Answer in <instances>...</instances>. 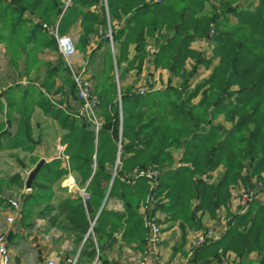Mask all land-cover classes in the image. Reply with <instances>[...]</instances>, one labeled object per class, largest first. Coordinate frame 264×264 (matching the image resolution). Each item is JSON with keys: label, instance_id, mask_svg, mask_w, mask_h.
<instances>
[{"label": "trees", "instance_id": "trees-1", "mask_svg": "<svg viewBox=\"0 0 264 264\" xmlns=\"http://www.w3.org/2000/svg\"><path fill=\"white\" fill-rule=\"evenodd\" d=\"M239 1L222 0L219 9L206 13L208 0H70L66 8L62 0H0V43L11 53L12 64L18 62L20 55L24 56L26 71L34 70L36 51L57 47L49 27L59 19L57 34L62 35L79 14L76 6L99 7L97 14H82L81 44L90 33H96L84 22H96L108 44L105 29L109 19L117 71L122 61L126 63L119 79L133 68L141 71L145 60L152 71L167 69L174 76L189 58L207 68L212 66L209 75L192 90L182 84L139 95L118 89L110 64L102 86L93 88L99 101L97 131L92 123L75 116L78 108L72 113L51 108L44 93L34 87L22 97L16 96L14 89L1 93L10 108L19 103L29 105L21 110L23 120L29 119L30 106L35 104L46 107L49 116L61 117L62 127L67 131L62 138L66 144L64 154L70 170L77 174V185L89 181L86 193L92 210L96 212L108 191V198L119 199L126 212L119 215L102 209L91 229L93 215L86 216L80 196L64 199L54 207L52 186L68 173L61 168V161L54 159L42 165L30 193L20 200L21 225L29 224L33 218L46 220L49 227L71 235L75 244L82 243L79 258H92L96 244L110 239L124 216L129 228L122 234V240L137 247L147 243L138 208L150 194L153 199L147 209L150 204L153 209L147 210V215L160 212L167 215L166 221H180L198 230L201 227L198 212L214 216L216 208L227 205L231 186L264 173V0H242L249 4L247 8L232 6ZM25 11L37 14L40 20L26 31L24 26L29 20L22 18ZM113 21L123 25L115 28ZM162 32L169 34L158 42L157 37H165ZM13 37L23 40L14 41ZM202 39L213 45L211 57L191 49L193 42ZM148 40L156 45L152 59H147ZM130 45L135 50L128 59ZM215 58L217 62L213 65ZM72 93L79 107L75 86ZM198 96V102L192 103ZM1 107L0 102V110ZM220 116L231 124L229 129L214 122ZM2 126L0 121V130ZM18 133H2V137L8 138L0 140V149L23 145L29 149ZM171 148H181L178 166H174L167 151ZM148 168L159 172L152 190L146 178L132 181L135 169ZM218 168L223 172L217 184L203 180L210 179ZM260 183L259 193L264 195V178ZM14 186L24 187L20 174L0 178V192ZM192 200L198 204L196 210L192 208ZM7 206L0 199V208ZM229 252L240 257L241 264H264V203L252 199L244 212L233 214L219 239L197 248L189 260L195 264H221ZM252 253L257 262L248 261Z\"/></svg>", "mask_w": 264, "mask_h": 264}, {"label": "crops", "instance_id": "crops-1", "mask_svg": "<svg viewBox=\"0 0 264 264\" xmlns=\"http://www.w3.org/2000/svg\"><path fill=\"white\" fill-rule=\"evenodd\" d=\"M69 1L70 0L67 1L66 5L64 4L65 8L69 5ZM76 9L77 13H79L78 16L68 29L62 33V35L71 36L76 44V52L68 60L63 59L59 55L57 47L55 49L43 47L36 51V63L34 70L26 71L22 62L24 56L20 55L18 62L15 65L12 64L9 61L11 53L7 52L5 44L0 43V58L3 60V67L0 69V82L3 84L0 86V102L2 103L0 121L3 124L0 130V140H2V138L3 140L8 138L7 136L2 137V133L4 132H9L11 135H15V133L19 132L18 137L27 141V145L30 147L28 149L26 148V145H23L15 147L8 146L0 149V178L5 179L6 177H10L14 174H19L20 171H24L25 169H28V172H30L41 159H43L45 163L54 159H59L61 161V168L66 169L68 173L52 186V205L54 207H57L64 199H73L80 196L79 191L82 189L86 191L89 184V181H87V183L83 186L77 185V174L69 168L67 156L64 154L66 144L62 141V138L67 131L62 127L61 117L57 119L53 116H49L46 113V107H41L40 105L35 104L30 106L29 119L23 120L21 110H23L28 104L19 103L18 106L10 108L9 104L5 100V97L1 96V93H6L7 91L14 89L16 96L22 97V95L30 87H34L37 91L44 93L47 102L51 103V105H49L51 108L59 109L63 113H72L78 103L72 93L74 83L69 67L74 70L84 68L83 70L86 71L92 87L94 88L96 85L98 87L102 86L103 76L106 74L105 71H107V67L112 64L115 83L117 84L118 89L122 90V92L130 90L133 91V88L136 87L139 74L144 75L145 72L153 74L154 72L152 71L150 64L147 62L146 65L144 62L141 71L138 72L137 69L133 68L128 72L123 73L124 75L119 79L118 75L119 73L121 75L122 72H124L121 70L126 68V63L122 61L120 64V71H117L114 60L113 43L110 35L109 19L106 26L107 29H105L107 35L110 36H108V44L104 41V37H102L103 35L99 33L100 28L97 26L96 22L94 24L84 22L88 29L92 31L95 30L96 33H90L86 38L85 43L81 44L84 34V25L81 24L82 14L85 12L97 14L99 7L92 6L85 8L76 6ZM22 18L29 20V22L24 26L25 31L30 25L40 22L38 15L29 11H25ZM58 24L59 19L50 25V34L53 30H56L57 32ZM122 25L123 23L119 24L115 21L112 22V26L115 28H121ZM21 38L22 37H13L14 41H22L23 39ZM30 47L31 46L29 45L27 49ZM134 50L135 46L130 45L127 54L128 59L132 58ZM15 57L17 58V56ZM21 124H23L22 131L20 129ZM24 130L25 133L23 132ZM167 151H169L174 161V166H178L181 156V148H171ZM219 170L221 171L220 173ZM11 171L17 173L12 174ZM216 172H218V177L222 174L223 169L218 168L210 174V179L203 180L209 184H217L219 181L215 178ZM110 185L111 182L109 183L108 188H110ZM239 186L242 187V184H239ZM8 189L9 188H4L2 192ZM230 193L231 197L227 205L216 208L214 215L223 216V213L225 212H231L232 214L235 213V209L237 207V200L234 198L235 191L231 189ZM107 194L96 212L92 210L91 206L90 208L93 211L92 214H87L85 210L87 217L93 215V220L96 221L102 209L118 213L119 215H126L123 203L117 198H108ZM143 205L144 203L140 204L138 208V213L142 216L147 210L153 209V204H150L149 209L146 208V210L143 209ZM192 206L193 210H196L198 207L196 200H194ZM11 212L12 211H9L6 207L0 208V224L2 221L5 223V218L10 216ZM208 214L209 213L207 212H198L196 216L200 219L201 223H204L203 220L206 217L209 218V215H211ZM151 217L155 218L160 227V242L156 247L149 246L147 243L144 244L143 247H137L134 243L128 244L124 242L121 238L122 234L129 228V224L125 222L127 217L124 216L120 222L118 231L113 232L110 239L104 238L96 244L95 254L92 258L85 256L79 258L78 255L81 250L82 243L75 244L71 235L67 236L57 228L49 227L46 220L35 218L34 220L37 223L34 228H30L28 226L26 228L22 227L11 231L10 235L7 234L10 252L9 264H43L47 259H55L58 264H72L73 262L74 264H91L95 261L99 262V264H106L126 262L139 258L144 264H158L160 258L162 259V263L165 261L166 252L171 249L174 251L180 249L187 250V243L183 244L182 247H180L179 244L176 245L177 225L174 224V222L166 221V214L155 212L151 215ZM225 230L221 233V235L225 232ZM89 232H91V230ZM91 234L93 241H95V236L93 233ZM24 236H27V239H24ZM32 238L35 240L34 242L31 241ZM17 240L20 242L15 243ZM33 243L34 246H37L39 243L45 244V252H42V255L38 256L39 258L37 255L36 258L33 257ZM15 250L22 251L21 256L18 259L15 257ZM38 259H41V261ZM18 261L19 263H17Z\"/></svg>", "mask_w": 264, "mask_h": 264}, {"label": "rangeland", "instance_id": "rangeland-1", "mask_svg": "<svg viewBox=\"0 0 264 264\" xmlns=\"http://www.w3.org/2000/svg\"><path fill=\"white\" fill-rule=\"evenodd\" d=\"M221 1L222 0H208L205 12L209 13L210 11H212L214 9H219V5H220ZM235 5H239L243 8H247L249 4L247 2H244L241 0L237 4L234 3L232 6H235ZM161 34L165 35V37L163 39H161L160 37H157L158 42L161 40L162 41L165 40L167 38L169 32H166V33L162 32ZM148 42L149 43L147 46V52H148L149 56L147 57V59H152L156 53V45L154 44V41L148 40ZM212 48H213V45L211 43L207 42L205 39L193 42L191 44V49L195 50L198 53H201V52L204 53L206 55V57H211V49ZM216 62H217V59L215 58L213 61V65L216 64ZM145 64L147 65V60H145ZM2 67H3V60L0 58V69ZM83 69L84 68H81L80 70H74L71 67H69V71H82ZM211 69H212V66H209L207 68V67L201 65L200 63H198L197 61H195V59L189 58L186 61V63L184 64V68L182 70H180L179 74L176 76L173 75L172 71H169L167 69H161V68L153 70L154 71L153 74H148L146 72L144 73V75L139 74L138 79H137V84H136V87L133 88V92L138 90V88H145L146 87L148 89V91H151V90L153 91V90H160V89H164V88L166 89V88L179 87L182 84H186L187 88H189L188 90H192L195 88V86L198 83H200L203 79H205L209 75ZM1 85H3L2 82H0V86ZM185 95H186V93H185ZM199 98H200V96L193 99L192 103H197ZM76 108H78V104H77ZM214 122L215 123H217V122L221 123L226 129H229L230 125H231L229 122H225L222 116H220L219 118L214 120ZM248 165H249V162L246 161L245 166L247 168L245 171L248 170ZM135 170H137V169H135ZM220 172L221 171L219 170V173ZM11 173L13 174V173H17V172L11 171ZM28 173H29L28 169H25L24 171H20L19 174L22 177V179L25 181L27 176H28ZM217 174H218V172H216L215 178L217 181H219L220 176L217 177ZM261 178L262 179L264 178V173H261L260 176L255 175L254 177L247 178L245 183L238 182L236 185L231 186V189H233L235 191L234 198H236V200H237V203H236L237 207L235 209V213L236 212L241 213L243 211L244 206H242V204H241L242 195H246L249 199V202L252 199H257L261 203H264V195L259 193V189L262 187V184L260 183ZM239 184H242V187H240ZM0 193H1L0 199H4L6 201V203L9 205V201H20L22 199L23 195L30 193V190L26 192L24 187L23 188L11 187L4 192L1 191ZM146 200H145L144 205H143V209H145V210L150 203V202L146 203ZM192 203H194V200L191 201V204ZM246 206H248V205L246 204ZM6 208H8L9 211H12L10 206H7ZM145 215H147V214L145 213L143 215V217ZM147 216H149V215H147ZM232 217H233V214L231 212H225V213H223V216L209 215V218L206 217L203 220L204 223H201V221H200L201 227L199 228L198 231H195V229H193L192 227H189V225H183V223H181L180 221L174 222V224L177 225L176 226L177 227L176 245L179 244V246H180L182 244V246H183V244L187 243L188 244V247H186L187 250H184V249L181 250L180 249V250L174 251L173 249H171L170 251L166 252V256H165L166 263L164 261V258H163V261H164L163 263H162V259L160 258L158 261V264H195L194 262H191L189 259L193 256L195 250H197V248H195L193 246V244H194V241L196 240L197 236L200 234L199 232H204L207 230L220 231L222 229H226L228 222L231 221ZM34 219L35 218H33L31 220V223L29 222L30 224H27V225H21L18 218L13 223H10V224L7 223L6 221H5V223H4V221H2L0 224V233H4L7 236V234L10 235L11 231L20 229L22 227L26 228L28 226L30 228H32V227L34 228L36 223H37ZM156 223H157V221H156ZM157 225H158V223H157ZM193 231H194V233H193ZM147 235L148 234H146V239H147ZM23 238L27 239V236H24ZM18 240L15 241V243L20 242ZM28 240H29V238H28ZM31 241L34 242L35 240L32 238ZM32 247H33V251H34V253H33L34 258H36V255H37V257L41 256L42 252H45L44 250L46 248L45 244H40V243L37 246H34V243H33ZM15 252H16L15 257H16V259H18L21 256L22 251L21 250H15ZM163 257H164V255H163ZM235 259H239L240 261L242 260L240 257H237L234 254H232L231 252H229L227 254V257L222 259L221 264L223 262H227V261H231V260H235ZM39 261H41V259ZM168 261H170V262H168ZM248 261H252V262L258 261V258L255 255V253H252L249 255ZM17 263H19V261ZM115 263L144 264L143 262H141L140 258L134 259L131 261L115 262ZM106 264H113V263H106Z\"/></svg>", "mask_w": 264, "mask_h": 264}, {"label": "built area", "instance_id": "built-area-1", "mask_svg": "<svg viewBox=\"0 0 264 264\" xmlns=\"http://www.w3.org/2000/svg\"><path fill=\"white\" fill-rule=\"evenodd\" d=\"M68 0H63L64 4H67ZM154 2H157L158 0H153ZM51 34L53 35L56 46H57V52L63 59H70L76 52V44L74 39L69 35H58L56 30L51 31ZM71 76L73 79V83L76 90V97L79 102V107L77 109V112L75 116L77 118H83L84 120L90 122L93 124L95 131L98 130L100 126V122L97 118L96 113V107L99 104V101L97 97L93 94V87L90 82V79L86 73V71H70ZM148 92V89L145 88H138V90L135 91L136 94L143 95ZM118 163V162H117ZM114 175V173H113ZM159 172L157 170L148 168L143 170H135L133 174L132 181L143 177L149 180L150 183V190H152L157 185V179H158ZM25 189V187H24ZM25 191H29L26 190ZM79 194L83 201L88 200V194L84 189L79 191ZM153 199V194H150L147 197L146 203L150 202ZM20 201H9V206L12 209L11 215L6 217L5 221L7 223H13L17 217L19 216V208H20ZM242 206H244L243 211L246 209V204H249V199L246 195H242ZM144 226L147 231V244L149 246L156 247L160 242V227L157 225L156 220L154 217H150L145 215L143 217ZM91 223H95V220H93ZM91 226V229L93 227ZM90 229V230H91ZM225 229H222L220 231L215 230H207L204 232H200V234L197 236L196 240L194 241L193 246L195 248L201 247L202 245L211 243L215 240H217L221 233ZM9 244L6 234L0 233V264H9ZM43 264H58L55 259H47L44 261ZM74 264V262L72 263ZM91 264H99V262L95 261ZM113 264H123V263H113ZM222 264H241V261L239 259L223 262Z\"/></svg>", "mask_w": 264, "mask_h": 264}, {"label": "water", "instance_id": "water-1", "mask_svg": "<svg viewBox=\"0 0 264 264\" xmlns=\"http://www.w3.org/2000/svg\"><path fill=\"white\" fill-rule=\"evenodd\" d=\"M44 163H45V161L43 159H41L40 161H38V163L35 165V167L28 173V176H27L25 183H24V187L26 190L31 189L33 180L36 177V175L39 173V171H40V169ZM84 207H85L87 214L90 215L93 213V211L91 210L90 205L87 201H84ZM92 225H93V223H91V226Z\"/></svg>", "mask_w": 264, "mask_h": 264}]
</instances>
